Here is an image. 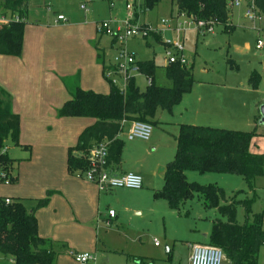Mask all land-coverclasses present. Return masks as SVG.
<instances>
[{
	"label": "rangeland",
	"instance_id": "rangeland-1",
	"mask_svg": "<svg viewBox=\"0 0 264 264\" xmlns=\"http://www.w3.org/2000/svg\"><path fill=\"white\" fill-rule=\"evenodd\" d=\"M127 4L133 5V17L135 13L137 14L136 26L147 25L153 33H156L160 41H156L154 34L144 37L142 32L120 40L97 32V25L102 23H109L114 30L119 28L125 32V23L128 18ZM142 4L143 0H28V16L25 22L23 20L25 23L23 49L24 46L31 47L38 42V44L47 43L49 39L56 43L52 58L59 66L61 81H59L57 98L59 108L68 101L66 99H69L67 89L62 82V79L67 76L80 73L83 79L81 88L95 92L96 90L102 91L98 93H108V84L101 70L98 72L94 61L93 48L95 46L105 50V66L115 64V58L121 52L134 55L136 61L153 60L157 67V85L170 87L171 84L164 71L167 65L166 43L178 42L183 45L182 53L170 51L178 58L183 57L186 66L194 69L196 81H208L214 78L227 81V83L244 79L248 81L250 72L255 69L262 77L260 89L262 95L264 94V64L259 63L263 53L256 49L257 41L259 39L264 41L263 15L261 21H250L244 18L246 10H234L233 23L237 26L235 33L228 35L219 28L214 35L202 36L198 35L194 28L186 32L176 31L177 22L183 20L181 17L177 19L178 13L172 0H162L159 6L149 13L143 12ZM82 6L86 7L87 11H84ZM59 15H63L68 22H57ZM161 21H165L166 24ZM40 23L51 28L46 35L40 27L36 26ZM231 59L237 63L239 70L231 67L229 63ZM2 60L0 56V83H5L4 73L8 67L1 62ZM111 80H115L119 88L124 85L119 78L113 77ZM145 87L142 85L143 89ZM53 94H48V96H57L55 95L57 93ZM51 101L57 103L56 100ZM42 112L41 118H36L38 122L41 121L42 126L36 132H26L28 141L20 139V146L8 142V154L16 161L13 176L17 178L8 187L0 185V198L21 200L29 212L36 209L38 200L46 198L48 191H59L57 187H59L60 139L63 141V162L67 167L69 147L75 146L77 137L94 123L92 118L60 117L53 110ZM169 116L170 112L160 111L157 118L161 122L170 123L172 120ZM258 130L264 133V126ZM126 135L127 128H124L121 137L126 150L133 149L131 144L138 143L137 141L143 143L139 147V158L144 168L151 170L148 176L151 175L154 178L152 182L155 183L157 176L159 184L162 180L161 169L173 161L177 152L175 128L162 124L153 126L149 142L142 140L129 142ZM23 138H25L24 135ZM250 150L253 153L264 155V135L253 138ZM189 173L191 175L187 176L190 182L199 183L193 181L192 176L213 179L208 181H218L207 184L218 185L228 196H234L239 191L247 190L245 182L239 176L210 174L201 177L202 175L197 172ZM51 174L53 180L50 177ZM141 177L145 183L146 177L143 175ZM262 183H264V178H258L255 182L257 197L252 207L253 214L264 211V191L260 188ZM161 185L160 183L159 186ZM257 186H259L258 190ZM56 195L51 197L50 207L37 210L36 216L37 219L40 216L42 230L46 235L54 222L59 225V219L61 220L59 239L66 242L71 249L69 252H64V249L56 246L55 249L61 254L59 258L61 264H78L73 256L76 252L91 254L94 260L88 264H136L135 258L144 257L153 258L156 260H152L156 262L155 264H190V250L187 242L197 237L202 243L208 244V240L201 239L200 236L210 231L212 221L219 217L215 212L206 210L197 199L186 203L180 211H172L164 200L154 201L152 197L148 199L143 197L140 199L141 209L130 208L129 211L119 213V229L107 228L103 222L97 226L98 213L96 210L93 213L88 212L90 222L83 223L73 218L74 212L66 199L59 200L58 198V201L51 205ZM242 196L240 195L238 199ZM134 200L136 199L127 198L125 201ZM237 221L239 224L246 221L245 211L241 207L237 208ZM49 240L56 242L52 238ZM156 242L157 245H155ZM166 248L171 251L170 254H167ZM0 261L3 262L4 259L0 257ZM223 264L230 263L225 260ZM259 264H264V251Z\"/></svg>",
	"mask_w": 264,
	"mask_h": 264
},
{
	"label": "trees",
	"instance_id": "trees-1",
	"mask_svg": "<svg viewBox=\"0 0 264 264\" xmlns=\"http://www.w3.org/2000/svg\"><path fill=\"white\" fill-rule=\"evenodd\" d=\"M234 0H172L178 15H184L195 22L217 21L226 31L232 29L229 23L228 4ZM249 3V0H246ZM162 0H143L144 13L153 11ZM256 10L264 16V0H254ZM28 0H0V16L9 20L16 17L21 22L0 25V55L21 57L23 33L28 15ZM134 23L137 14L134 15ZM143 29L147 25L141 26ZM101 34V33H100ZM153 34V33H151ZM160 41L157 35H153ZM116 39V38H115ZM96 62L102 67V76L108 84V93L102 94L81 88V75L77 73L62 79L70 98L57 110L60 117L92 118L94 123L84 129L73 147L67 151V175L82 176L89 168L87 156L90 149L102 142L109 143L107 167L120 169L125 143L122 139L125 122H142L152 127L161 124L158 113L172 112L181 103L185 94L195 83L193 69L180 63L164 67L170 87L156 83V65L153 60L138 61L140 73L151 84L142 88L140 79L131 78L122 91L106 78L105 50L94 47ZM261 80L258 73L250 79V85L257 88ZM21 119L13 112L11 98L0 87V174L10 184L15 160L8 154L7 144L20 146ZM256 130L236 131L213 127L180 125L176 136L177 152L172 162L164 168L161 189L154 191L155 200H164L172 211H180L186 203L197 199L208 211L219 217L212 221L208 244L220 248L230 264H259L264 248V211L252 213L256 200L255 182L264 177V155L250 150ZM187 172L199 174H222L239 176L247 190L228 196L216 184H199L187 179ZM4 180H0L3 184ZM59 191H48L44 199L38 200L37 207L29 212L21 200L12 199L6 204L0 198V256L12 260L13 264H56L57 247L65 244L42 238L38 232L36 212L46 208L53 195ZM243 195L241 199H238ZM245 211L246 221L239 224L237 208ZM251 217V218H250ZM193 245V244H190ZM152 260L140 259L139 264Z\"/></svg>",
	"mask_w": 264,
	"mask_h": 264
},
{
	"label": "crops",
	"instance_id": "crops-1",
	"mask_svg": "<svg viewBox=\"0 0 264 264\" xmlns=\"http://www.w3.org/2000/svg\"><path fill=\"white\" fill-rule=\"evenodd\" d=\"M235 1H239L240 5L239 6L233 5V7L231 8L229 7V23L232 29L230 31H226L223 27L216 26L215 33L219 28L223 33H227L228 35H232L233 33H235L237 26H235L233 23V11L244 9L246 10L247 13V8L249 5L248 1L246 0H234L233 2ZM240 18L243 19V16L240 15ZM244 18L245 19L247 18L246 14L244 15ZM36 26L40 27V30L44 31L45 35L47 34V32H49V29H51L49 26H45L42 23L37 24ZM55 29H59V28H55ZM196 32H198V35L200 34L202 36L215 34V33L203 34L199 31ZM38 43L31 47L24 46L21 57L0 55L2 56L3 59L1 62H4L5 66L8 67V70L4 73L5 83H0V87L11 98L13 112L20 116L21 126H20L19 140L24 139V141H28L27 140L28 136L26 132H36L42 126L40 125L41 121L38 122V120L36 119V118H41V116L43 115L42 111L45 112L46 110H51V111L53 110L54 112L55 111L57 112V110L59 109V103L57 101L59 100L57 99L59 96V81H60L59 66L52 58V54L55 51L54 45L56 43H54V40H50V39L47 40V43H43V42L41 43V41H40L41 44ZM257 43H256V49H257ZM257 50L262 51L263 54L261 57V61L259 63L264 64V47L262 49H257ZM50 58L51 60H49ZM94 61L96 62L95 49H94ZM229 63L233 69L239 70V66L234 60L231 59ZM96 65L98 67V72L99 70H101L102 73V67L97 62ZM254 73H258V72L255 69L252 70L249 74V78L247 77L248 81L247 79H244L243 81L234 82L236 81L234 80L233 82L227 83V81L226 82H224V80L220 81L218 78L210 79L208 81L195 80L192 90L189 93L185 94L182 98L181 103L177 105L172 110V112H170L169 117L170 120L172 121L170 123L163 121L161 122V124L169 127L173 126L176 130L177 135L180 125L204 126V127H213V128L236 130V131L256 130L257 136L264 135V133H261V131L258 130L261 126H264V121L260 113L261 108L264 107V94L262 95L261 93L262 91L260 89V83L262 81V77L258 84V87L253 88L250 85V79ZM193 74H194V69H193ZM81 80L83 79L81 78ZM140 80L142 85H146V83L142 82V78ZM96 91L97 93L102 92L99 90ZM53 93H57L55 94L57 96L56 97L48 96V94L54 95ZM66 93H68L69 96V92L67 91ZM102 94H106V93H102ZM51 100H56L57 103H53ZM130 124L131 122H125V124L123 125V129L127 128V132H128L130 128ZM23 135L25 138H23ZM134 141L136 140L129 142H134ZM137 142L138 143L131 144L133 145L131 146L133 147V149L131 150H126V145H125L122 164L120 166V169H117L115 172L117 174L132 172L138 175L141 174L145 176L146 180L145 183L143 181L142 189L140 190L117 189L111 192L101 193L98 191L97 187L94 184L87 182L81 176L67 175V171H66L67 168L64 165L63 157H62L63 141L62 139H60L59 187H57L59 189V195L53 197V202L51 205H54L56 201H58V198L59 200L61 198H64L67 200V203L71 206L72 211L74 212L73 218H76L79 222L89 223L90 219L88 217V212L90 213L91 211L93 213V211L96 210L98 213L97 226H100L101 225L100 222H103L107 228L119 229L120 228V226L118 225L119 213H122V211L123 212L129 211L130 208H133L134 210L141 209L142 201H140V199H142L143 197H145L146 199L152 197L154 201H158L154 199V191L161 189L164 185V181H163L164 169H161L160 171L162 178L160 183L162 185L159 186L160 183L158 184L157 182V176L154 180L155 183H153L152 180L154 178H152L151 175L148 176L151 170L144 168V166L141 163V159L139 158L138 155L139 147L142 146L143 143L141 141H137ZM210 174H214V173H207L200 175H202L201 177H205L204 175H210ZM187 175H191V174L187 172L186 176ZM50 177L53 180L52 174L50 175ZM192 180L202 184H207L210 182L211 183L218 182L216 180L208 181V180H213L211 178L201 179L196 176L194 177L192 176ZM0 185H4V184H0ZM260 188H262L264 191V183H262V186H260ZM258 189L259 186H257V190ZM127 198H135L136 200L132 202H128L125 201ZM48 206L50 207V205ZM110 212H114L115 214L113 219H111L109 216ZM38 219H39L38 232L42 238L45 239L52 238L54 241H56V243L65 244V247L61 248L64 249V252L71 251L69 245L66 242H63L61 241V239H59V226L61 223L60 219H59V225L55 222L53 226L51 225L52 227H50V229L48 230L47 235L42 230L43 225L40 216H38ZM107 222H109L110 225H107ZM209 233L210 231L206 232L205 234L201 235L200 238L204 240H208ZM190 244H204V243H202L197 237H193L191 240H189L187 242V247L190 250V256H191V249L189 247ZM263 251L264 248L261 251V254ZM170 253L171 251L169 250L167 254ZM60 256L61 254L59 253L56 264H61L59 260ZM3 259L4 261L3 262L0 261V264H8L12 261L10 259L9 260H6L5 258ZM140 259L154 260L153 258H147V257L135 258V263L139 264L138 262ZM6 261H8V263ZM155 263L156 262L153 261L149 262V264H155ZM189 263H190V258H189Z\"/></svg>",
	"mask_w": 264,
	"mask_h": 264
},
{
	"label": "built area",
	"instance_id": "built-area-1",
	"mask_svg": "<svg viewBox=\"0 0 264 264\" xmlns=\"http://www.w3.org/2000/svg\"><path fill=\"white\" fill-rule=\"evenodd\" d=\"M235 6H239V1L230 2L228 4V8ZM128 10V18L126 20L125 32L121 29H113L109 23H102L97 25L96 29L98 33L106 34L115 37L120 40L124 37L136 36L140 32L143 33V36L146 37L149 34L153 33L149 27L142 28L137 27L133 22L134 17L132 14L133 5L127 4L126 6ZM84 11H87L86 7L82 6ZM247 19L250 21H261L262 15L256 10L254 5V0H249V5L246 13ZM182 18L183 21H178L176 26V31L186 32L190 28H194L196 31H199L203 34H214L215 27L218 26L217 21H199L195 22L190 18H187L184 15H180L177 18ZM18 23L21 22L19 18H15L14 20H9L5 17L0 18V25H7L8 23ZM57 22L66 23L67 19L63 15H59L57 17ZM163 24H166L165 21H161ZM136 27V28H133ZM156 34V33H153ZM168 50L165 52V58L167 59L168 64L180 63L181 65H186L183 57L178 58L174 56L170 50L177 51L178 53H182L183 45L176 43H166ZM264 47V42L259 40L257 43V49H262ZM115 64L110 65L112 69L106 71V78L112 81L113 84L116 85L115 80H111V78L116 77L123 81L124 85L120 88L122 91L125 90L126 84L129 79L144 78L146 84H151V79H146L140 73V69L138 66V61L134 55H130L128 53L121 52L115 58ZM125 124V123H124ZM153 132V127L150 124L133 121L130 124V128L127 132L126 138L128 141L133 140H142L149 141L151 139ZM109 155V143L102 142L99 144H95L89 151L87 156V160L89 163L88 170L83 173L81 176L87 182L94 184L98 191L101 193L111 192L117 189H130V190H140L143 187L142 177L136 173L128 172L124 174H117L115 171L111 170L107 167V158ZM0 180H4L3 184L5 186L10 185V181L5 178L4 174H0ZM4 202L6 204H11L12 200L10 198H5ZM109 216L111 219L114 218V212H110ZM107 225H110L107 222ZM157 245V242H156ZM191 249L190 256V264H223L226 260V257L223 251L220 248L210 246V245H201V244H193L189 246ZM73 256L78 264H88L90 261L94 260V257L89 253H73ZM10 263L13 264V261Z\"/></svg>",
	"mask_w": 264,
	"mask_h": 264
},
{
	"label": "water",
	"instance_id": "water-1",
	"mask_svg": "<svg viewBox=\"0 0 264 264\" xmlns=\"http://www.w3.org/2000/svg\"><path fill=\"white\" fill-rule=\"evenodd\" d=\"M145 81H146V80H145L144 78H142V82L145 83ZM260 113H261L262 119H263V121H264V107L261 108ZM168 251H169L168 248H166V252H168Z\"/></svg>",
	"mask_w": 264,
	"mask_h": 264
}]
</instances>
